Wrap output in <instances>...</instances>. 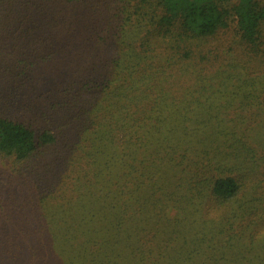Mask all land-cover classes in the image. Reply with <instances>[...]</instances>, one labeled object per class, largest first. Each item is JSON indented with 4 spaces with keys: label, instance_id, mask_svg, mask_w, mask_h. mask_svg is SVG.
Wrapping results in <instances>:
<instances>
[{
    "label": "trees",
    "instance_id": "trees-1",
    "mask_svg": "<svg viewBox=\"0 0 264 264\" xmlns=\"http://www.w3.org/2000/svg\"><path fill=\"white\" fill-rule=\"evenodd\" d=\"M0 264H264V0H0Z\"/></svg>",
    "mask_w": 264,
    "mask_h": 264
}]
</instances>
